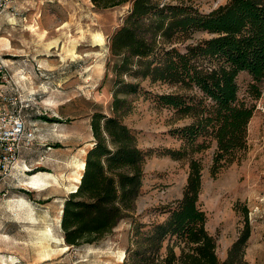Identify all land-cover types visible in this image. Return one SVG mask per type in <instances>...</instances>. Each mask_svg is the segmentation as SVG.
Returning <instances> with one entry per match:
<instances>
[{
  "label": "rangeland",
  "instance_id": "obj_1",
  "mask_svg": "<svg viewBox=\"0 0 264 264\" xmlns=\"http://www.w3.org/2000/svg\"><path fill=\"white\" fill-rule=\"evenodd\" d=\"M190 1L208 12L227 0ZM12 5L0 15V61L6 66L1 78L9 95L17 88L26 105L22 114L35 128L36 140L26 149L34 161L25 159L24 170L14 174V186L7 184V194L0 199V264H121L130 219L99 243L78 247H65L60 219L62 197L81 176L79 163L94 144L91 115L111 114L112 75L104 79L109 36L130 4L97 9L91 0H12ZM96 34L102 36L100 44L95 43ZM202 37L207 34L196 32L192 40ZM250 81L245 72L237 76L239 96L251 100ZM260 87V97L252 100L247 146L237 160L212 173L215 141L209 138L208 147L193 153L202 164L198 201L218 258L226 257L247 220L249 264H264V82ZM170 90L167 84L142 80L122 117L135 130L139 147L148 152L134 209V218L144 223L165 217L163 206L181 197L189 170L185 158L165 152L183 145L173 129L190 121L154 100V94ZM38 178L39 186L31 187Z\"/></svg>",
  "mask_w": 264,
  "mask_h": 264
},
{
  "label": "trees",
  "instance_id": "obj_2",
  "mask_svg": "<svg viewBox=\"0 0 264 264\" xmlns=\"http://www.w3.org/2000/svg\"><path fill=\"white\" fill-rule=\"evenodd\" d=\"M91 1L97 9L130 5L109 36L104 79L112 75L111 114L91 115L94 144L86 152L76 190L63 201L64 244H97L130 219L121 264H249L247 220L226 257L218 258L215 237L206 228L207 216L198 201L202 164L193 153L208 147L207 138L215 141L211 172L216 173L246 149L247 125L255 109L252 100L260 97L264 82V0H227L208 12L190 0ZM196 32L207 37L193 41ZM240 72L250 77L251 100L239 96ZM144 79L167 84L171 90L154 94V100L173 109L178 118L190 119L173 129L183 145L165 151L188 161L182 195L163 206L162 220L151 223L134 218L148 152L122 120L131 109L129 96Z\"/></svg>",
  "mask_w": 264,
  "mask_h": 264
},
{
  "label": "built area",
  "instance_id": "obj_3",
  "mask_svg": "<svg viewBox=\"0 0 264 264\" xmlns=\"http://www.w3.org/2000/svg\"><path fill=\"white\" fill-rule=\"evenodd\" d=\"M12 8V0H0V15ZM5 67L0 61L2 78L5 77ZM6 88L0 91V199L7 194L8 181L24 170V163L19 164L21 155L36 140L35 128L22 114L26 105L18 98L17 88L14 87L15 95H9Z\"/></svg>",
  "mask_w": 264,
  "mask_h": 264
},
{
  "label": "crops",
  "instance_id": "obj_4",
  "mask_svg": "<svg viewBox=\"0 0 264 264\" xmlns=\"http://www.w3.org/2000/svg\"><path fill=\"white\" fill-rule=\"evenodd\" d=\"M6 88V85L3 83V81H2V78H1V73H0V91L2 90V89H5ZM40 149V148H39ZM42 149V148H41ZM40 152H41V150H39ZM43 152V151H42ZM30 153H29V151L28 150H24L23 151V153H22V155H21V157H22V159H20V161H19V164H21V163H24L25 162V159H26V161L27 162H32V160L34 161V159L29 155ZM15 178V177H14ZM14 178H11L9 181H8V184L10 185V186H14V185H12V183H13V181H14ZM45 184V183H44ZM69 194V192L65 195V196H61L62 197V199L64 200L65 199V197H67V195Z\"/></svg>",
  "mask_w": 264,
  "mask_h": 264
},
{
  "label": "bare ground",
  "instance_id": "obj_5",
  "mask_svg": "<svg viewBox=\"0 0 264 264\" xmlns=\"http://www.w3.org/2000/svg\"><path fill=\"white\" fill-rule=\"evenodd\" d=\"M94 40H95V43H96V44H100V43L102 42L103 39H102V36H101V35L96 34V35H94ZM79 164L81 165V169H83V167H84V161H81ZM79 181H80V175L77 177V180L74 182L71 191H75V190H76ZM30 183H31V182H30ZM40 183H41V179L38 178L37 180H34V181L32 182V184H33L34 186H31V187L36 188V187L39 186ZM71 191H70V192H71ZM65 247H67L66 244H65Z\"/></svg>",
  "mask_w": 264,
  "mask_h": 264
}]
</instances>
